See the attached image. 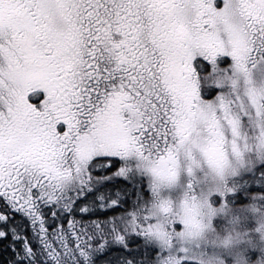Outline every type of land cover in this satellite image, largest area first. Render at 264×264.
I'll list each match as a JSON object with an SVG mask.
<instances>
[{
  "label": "snow or ice",
  "instance_id": "snow-or-ice-1",
  "mask_svg": "<svg viewBox=\"0 0 264 264\" xmlns=\"http://www.w3.org/2000/svg\"><path fill=\"white\" fill-rule=\"evenodd\" d=\"M0 264H264V0H0Z\"/></svg>",
  "mask_w": 264,
  "mask_h": 264
}]
</instances>
